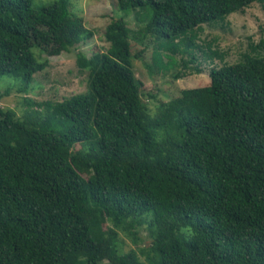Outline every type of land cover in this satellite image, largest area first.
Returning a JSON list of instances; mask_svg holds the SVG:
<instances>
[{
  "label": "trees",
  "instance_id": "1",
  "mask_svg": "<svg viewBox=\"0 0 264 264\" xmlns=\"http://www.w3.org/2000/svg\"><path fill=\"white\" fill-rule=\"evenodd\" d=\"M255 2L264 5L116 0L143 23L140 35L113 18L106 50L78 52L87 90L34 102L50 114L19 117L0 105V264H264V54L254 53L264 40L244 60L212 67L208 85L184 88L156 115L134 69L145 49L134 54L131 42L152 36L158 66L187 53L182 66L202 72L188 64L197 51L226 56L201 39L203 25ZM81 21L69 0L38 8L0 0V77L27 88L49 65L34 48L52 55L91 36ZM37 27L47 28L38 36ZM50 115L66 120L62 133ZM145 225L151 241L143 245ZM121 233L138 247L123 249Z\"/></svg>",
  "mask_w": 264,
  "mask_h": 264
},
{
  "label": "rangeland",
  "instance_id": "2",
  "mask_svg": "<svg viewBox=\"0 0 264 264\" xmlns=\"http://www.w3.org/2000/svg\"><path fill=\"white\" fill-rule=\"evenodd\" d=\"M54 1L56 0H31V5L38 8ZM69 2L72 11L81 18L86 28L93 31V34L86 38L82 36L79 39H73L70 48H63L52 55L42 52L37 47L34 48L36 56L40 60L48 59L49 65L35 74L34 80L27 85V88L20 79L11 75L6 74L0 77V105L13 108L19 117H23L33 109L41 110L43 114H50L44 106L34 104V102L62 100L87 90L88 71L80 70L78 67L77 54L83 51L90 56L94 51L106 50L110 43L105 37V29L113 18L128 20L133 34L140 35L138 29L143 23L138 22L134 11L118 8L116 0H69ZM46 28L37 27L38 36L44 34L42 32ZM200 37L206 41H215L216 46L226 53L224 60L219 58L210 60L200 50L197 51L196 62L188 64L194 66L198 63L202 72L186 71L185 66H182V56L189 58L187 53H177L175 55L177 65L162 68L156 64L153 57L157 41L152 36H147L142 41L131 38L134 54L145 49L142 57H134L133 63L136 76L143 82L142 100L152 115H156L158 106L162 102L180 96L184 88L208 85L212 67L244 60L245 53L251 52L253 45L264 40V5L255 2L244 11L231 13L224 22L204 24ZM255 52L264 54V48L259 47ZM164 59L167 60V58ZM182 71L187 73L177 76ZM50 116L56 132L62 133L66 127V120L54 115ZM76 146V148H81L80 145ZM83 149L86 151V148ZM140 236L144 240L143 245L151 241L148 225L140 229ZM121 239L125 250L138 247L123 233H121Z\"/></svg>",
  "mask_w": 264,
  "mask_h": 264
}]
</instances>
